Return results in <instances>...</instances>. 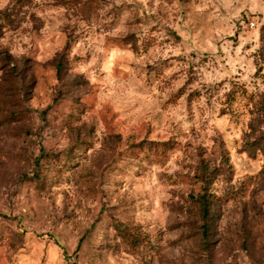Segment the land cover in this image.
Instances as JSON below:
<instances>
[{
  "label": "rangeland",
  "instance_id": "374dc122",
  "mask_svg": "<svg viewBox=\"0 0 264 264\" xmlns=\"http://www.w3.org/2000/svg\"><path fill=\"white\" fill-rule=\"evenodd\" d=\"M262 28L264 0H0V264H264Z\"/></svg>",
  "mask_w": 264,
  "mask_h": 264
},
{
  "label": "trees",
  "instance_id": "16d2710c",
  "mask_svg": "<svg viewBox=\"0 0 264 264\" xmlns=\"http://www.w3.org/2000/svg\"><path fill=\"white\" fill-rule=\"evenodd\" d=\"M261 40L262 41H264V28H262L261 29ZM61 67V65L60 64H58L57 65V70H59V68ZM151 144V147H152V145H153V143H150ZM155 145V144H154ZM161 149H160V151L163 153V152H166L167 150H169L171 147L167 144V143H162L161 144ZM146 147V146H145ZM144 148V146H142L141 147V149H143ZM147 148V147H146ZM202 198H201V201H200V204H199V206H200V208H201V210H202V212H203V215H206V213H207V209H208V199H207V197H206V195L205 194H203V196H201ZM131 241H132V243L135 241V242H137L138 241V239L137 238H132L131 239ZM133 245V244H132ZM74 261V260H73ZM74 262H76V261H74ZM77 263V262H76Z\"/></svg>",
  "mask_w": 264,
  "mask_h": 264
},
{
  "label": "built area",
  "instance_id": "2783aa9c",
  "mask_svg": "<svg viewBox=\"0 0 264 264\" xmlns=\"http://www.w3.org/2000/svg\"><path fill=\"white\" fill-rule=\"evenodd\" d=\"M254 26H255L254 21H250V22H249V27L252 28V27H254ZM68 264H76V262H74V261H69Z\"/></svg>",
  "mask_w": 264,
  "mask_h": 264
}]
</instances>
